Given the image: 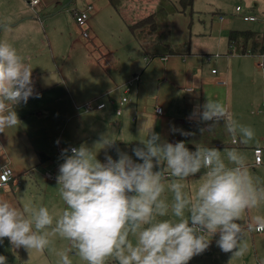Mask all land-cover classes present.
<instances>
[{"label":"clouds","instance_id":"clouds-1","mask_svg":"<svg viewBox=\"0 0 264 264\" xmlns=\"http://www.w3.org/2000/svg\"><path fill=\"white\" fill-rule=\"evenodd\" d=\"M32 69L9 41L0 40V133L20 125L15 106L39 95ZM190 118L206 123L208 131L223 122L233 143L247 145L255 138L251 126L208 96ZM142 129L143 146L132 149L137 160L110 135L93 147L63 149L56 177L64 205L59 211L32 201L17 206L0 196V243L7 238L29 255L50 249L58 264H74L72 252L84 264H188L218 233L222 252L244 257L247 232L264 228V215L244 223L247 211L264 205V185L249 171L246 155L203 145L193 151L184 141H162L153 124ZM171 131L187 135L175 126ZM110 148L117 159L107 151L103 162L97 159L101 149ZM202 169L198 185L188 190L185 181ZM57 240L64 242L60 248L53 246ZM0 264H7L6 256L0 255Z\"/></svg>","mask_w":264,"mask_h":264},{"label":"crops","instance_id":"crops-1","mask_svg":"<svg viewBox=\"0 0 264 264\" xmlns=\"http://www.w3.org/2000/svg\"><path fill=\"white\" fill-rule=\"evenodd\" d=\"M207 1L211 3L210 5L215 11L219 9L218 5L224 4L225 0ZM62 2L63 0H39L36 4H30L29 0H0V40L9 41L25 58L26 63L33 68L34 89L39 94L30 97L26 104L21 103L15 106L20 125L17 128L6 129L5 133H0V165L9 163L14 178L0 189V196L6 197L10 190L12 191L20 185L19 174H16L20 171L28 174L29 177L38 176L39 181L35 179V183L43 186L45 196H47L46 190L57 184L59 165L63 163L62 150L65 148L70 150L71 147H79L81 144L93 147L102 135H110L114 138L119 131L124 136L126 118H124L123 112L126 113V116L129 115V121H127L133 125L132 134L126 140L118 135L119 139L116 140V145L121 147V151L132 156L134 160L138 158L134 156L131 148L138 146L136 142L139 143L146 137L142 125L144 124V129H146L153 123V129L160 134L162 141L171 143L184 141L186 146L193 151L197 145L216 147L222 154L228 149L237 148L246 155L247 165L253 177L260 185H264V124L261 125L250 120L253 113V99L257 92H254L248 85L244 71H241L244 73L239 71L238 76L235 77L232 70L233 64L230 66L231 58L228 57L229 65L226 70L212 77L202 74L201 61L204 50L191 51L190 49V53L186 55H175L181 58V62H177L180 67L176 70L172 65L166 64L164 70V74L174 78L173 84H168V86L159 84V82L154 84L153 91L155 92L151 98L148 97L146 88L140 87L136 82L125 93L128 100L122 104L121 114H117L114 112L115 104L110 103V100H116L114 92L119 91L120 97L122 96L124 93L122 85L125 81L137 74L140 78L141 74L139 73L154 59L167 61L177 60V57L170 59L169 57L174 55H167V57L157 56L147 59L144 55V68L130 75L129 71L125 72L123 65L134 66V58L131 59L133 62L120 64L119 58L106 53V49L105 53L99 49V53H94L90 51L87 44L81 43L86 51L92 52L88 57L86 56L85 64L88 70L83 69L84 75L79 77V66L76 65L77 72L72 73V76L67 75L63 71V67L58 65L53 50V40L46 33L47 20L42 23L37 13L31 14L34 9L35 11L43 10L46 5L56 8ZM86 2H90L93 6L87 21L88 29L89 27L94 28L92 18L98 14V10L91 0H85ZM244 2L246 10L241 16L239 15L242 21L254 24L258 19L261 22L257 29L250 27L247 29L264 31V0H244ZM83 4L79 6L81 7ZM241 9L242 7L239 11ZM244 14L254 16L255 19H244L242 17ZM218 18L219 20L224 19L220 14ZM49 27L52 36L57 28L51 24ZM229 29L242 28H233L232 26ZM228 30L225 42L220 44L218 49L219 54L232 56L238 53L227 43ZM78 31L80 32L79 27ZM93 53L96 54V57L93 56ZM212 55H217V52ZM193 60L200 63L198 67L191 65ZM185 67H188L189 70ZM214 69L211 68V75L217 73L216 69L212 72ZM263 69L264 67H262L261 73L264 78ZM150 78L152 75L146 69L142 73V81ZM259 91L262 97L260 100L263 102L264 82ZM207 96L222 102L239 123L251 126L255 131V138L247 145L233 143L223 122L208 131L205 130L206 123L190 118L194 107L205 103ZM91 100L96 103L103 102L105 106L84 110L83 105ZM155 105L160 106V113L154 111ZM120 117L121 119H119ZM172 126L183 130L187 135H182L180 131L172 132ZM96 147L99 148L101 145ZM256 147L261 149L259 163L255 161L253 152ZM112 150L116 154L114 148L101 149L97 154V159L103 162L105 151L110 155ZM203 171L202 169L200 173L185 181L189 186L188 190L196 188ZM47 173H50L51 177L47 176ZM42 192L44 191L37 192L38 197L42 196ZM257 215H264V205L259 209L247 211L244 223L252 222V219ZM218 238L219 234L217 233L211 238L209 248L202 254L194 256L188 264H259L261 260H264V228L259 230L254 228L247 232L246 243L249 250L244 257H232L231 253L222 252L216 245ZM18 259L20 258L18 257ZM18 261L14 263L7 260V264H20ZM26 264H31V262Z\"/></svg>","mask_w":264,"mask_h":264},{"label":"rangeland","instance_id":"rangeland-1","mask_svg":"<svg viewBox=\"0 0 264 264\" xmlns=\"http://www.w3.org/2000/svg\"><path fill=\"white\" fill-rule=\"evenodd\" d=\"M93 5L96 6L98 14L93 16L92 21L94 22V28L89 27V36L84 37L78 31V26L74 22L72 16V8L85 3V0H63L56 8L46 5L43 10L35 11L32 10L31 14L37 13L40 21L43 23L47 20L46 33L53 40V50L57 57L58 65L63 67V71L67 75H71L76 71V65L79 66V77L84 75V71L88 68L85 64L86 56L92 52L99 53L98 49L102 52L106 49V53L110 55L117 56L119 58L120 64L122 62H133L131 59H135L134 66L123 65V69L129 71L130 75L133 72L139 71L144 68V53L138 45L137 39L132 35L127 27L126 20H134L149 13L153 7L157 6V0H131L123 1L120 3V7L115 9L106 0H91ZM42 3V2H41ZM40 3V4H41ZM176 3V2H175ZM192 5L186 7L182 10H173L167 15L168 25H169V38L172 44H182L188 43L189 49L191 51H203V58L201 61L202 74L210 75L215 77L221 72L225 71L228 64L229 58L230 66L233 64V73L235 77L238 76V72L244 71L246 73V79L248 80V85L254 92H257L253 99V113L250 120L258 124H264V109L261 102V94L259 88L264 82L261 70L262 67L258 65L260 60L258 55H252L244 53L243 55L234 54L232 56H227L225 54H219V45L225 42V36L227 35L228 28H254L257 29L259 20L253 24H249L247 21H242L239 17L246 10V4L244 0H225L223 5H218L219 9L215 10L210 5L211 3L207 0H192ZM239 4L242 7L241 11L236 12L235 6ZM75 5V6H73ZM54 13V14H53ZM57 13V14H56ZM221 15L224 19L219 20L218 15ZM48 18L46 19V17ZM231 23V24H229ZM51 26H55L57 29L52 34L50 29ZM89 25V24H88ZM248 25V26H246ZM93 40V41H92ZM81 43L87 44L90 51H86ZM86 46V45H85ZM104 52V53H105ZM217 52V55H212ZM93 56L96 57V54ZM101 53V52H100ZM177 56H170L169 58H174ZM229 57V58H228ZM85 58V59H84ZM228 58V59H227ZM177 62H181V58L177 57V60H167L161 61L160 59L152 60L147 67L140 72V78L138 83L140 87L146 88L148 91V97H153L154 84H173L174 78L164 74L165 65L169 64L176 68L180 67ZM200 64L197 60H193L191 65L198 67ZM72 66H74L72 68ZM189 70L188 67H185ZM211 68H215L217 73L214 75L210 74ZM132 69H136L133 71ZM147 69V71L152 75V78L142 81V73ZM264 70V69H263ZM241 72V73H244ZM163 76H165L163 78ZM131 77V76H130ZM129 77V78H130ZM136 84V83H135ZM181 87V85H179ZM150 88V89H149ZM114 98L116 100L120 97V92H114ZM129 97V96H128ZM145 98H148L144 96ZM115 100V101H116ZM261 106H260V102ZM259 109V110H258ZM125 119L126 130L122 134L117 132L114 136L115 139H119V136L126 139L132 134L133 125L129 123V115L123 112ZM121 119V117L119 118ZM128 120V121H127ZM151 121V120H150ZM153 124V123H152ZM151 124V125H152ZM154 125V124H153ZM119 135V136H118ZM123 140V139H122ZM134 143V142H133ZM130 143V144H133ZM138 146L141 142H136ZM137 146V145H136ZM121 147H119L120 149ZM125 148V147H124ZM134 148V147H133ZM131 148V149H133ZM110 155L117 159V153L115 154L113 150ZM19 174L21 183L16 187V189L10 190L5 198L10 199L17 206H23L27 201H32L36 205H45L49 207L50 210L55 209L56 211L61 210L64 205L59 195L58 185L54 184L53 187L48 188L45 196V190L43 186L35 183V179L39 181L38 176L29 177L28 174L22 171L16 173ZM42 192V196L38 197V193ZM169 194V198H170ZM64 242L57 240L54 243V247L60 248ZM0 255L7 257V260H11L14 263L18 261L20 264H26L31 262V264H58V257L50 250L45 249L43 252L33 251L30 255L27 250L23 247L13 248L7 238H4L3 243H0ZM18 257L20 259H18ZM70 257L73 259L74 264H84L75 255L74 252L70 253ZM17 262V263H18ZM108 264H117L115 261H109Z\"/></svg>","mask_w":264,"mask_h":264},{"label":"trees","instance_id":"trees-1","mask_svg":"<svg viewBox=\"0 0 264 264\" xmlns=\"http://www.w3.org/2000/svg\"><path fill=\"white\" fill-rule=\"evenodd\" d=\"M115 9L123 1L107 0ZM176 2V3H175ZM192 0H157L155 8L149 13L126 24L132 35L137 39L140 48L147 59L167 57V55H186L190 53L188 43L172 44L168 35L169 25L167 15L173 10H182L192 5ZM227 43L238 54L259 55L264 51V31L251 29H229Z\"/></svg>","mask_w":264,"mask_h":264},{"label":"built area","instance_id":"built-area-1","mask_svg":"<svg viewBox=\"0 0 264 264\" xmlns=\"http://www.w3.org/2000/svg\"><path fill=\"white\" fill-rule=\"evenodd\" d=\"M39 0H29L30 4H36L38 3ZM93 6L90 2H86L84 3L81 7H74L72 9V15H73V19L74 22H76V24L79 27L80 33L82 34V36L84 37H88L89 33H88V19L90 16V12L92 11ZM236 11L240 10V6H236ZM244 19H248V20H254L255 17L251 16V15H243L242 16ZM260 60L258 61V65L261 67H264V51L261 52L259 55ZM214 70H212V72H214ZM139 79L138 74L134 75L131 77V79L125 81V83L122 85L123 87V91L124 93L122 94V96L120 97V99L116 102L113 100H110V103L115 104L114 107V112L117 114H121V109H122V104L124 102H126L128 100L127 96L125 95L126 92H128L130 90V87L135 84L137 82V80ZM105 104L103 102H94V100H91L87 103H85L83 105L84 110L88 111L93 107L96 108H102L104 107ZM262 107L264 109V100L262 102ZM154 111L157 113L161 112V108L159 105H155L154 107ZM254 152V156H255V161L257 163H259L261 161V149L256 147L253 150ZM47 176L51 177L50 173H47ZM13 170L12 167L10 166L9 163H3L0 165V189L2 187H5L11 180H13ZM257 230L262 229L260 227H256Z\"/></svg>","mask_w":264,"mask_h":264}]
</instances>
